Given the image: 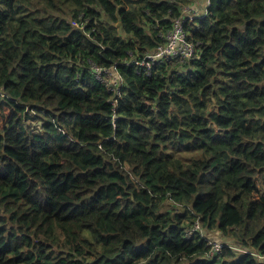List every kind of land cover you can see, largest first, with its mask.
Here are the masks:
<instances>
[{
    "label": "trees",
    "instance_id": "trees-1",
    "mask_svg": "<svg viewBox=\"0 0 264 264\" xmlns=\"http://www.w3.org/2000/svg\"><path fill=\"white\" fill-rule=\"evenodd\" d=\"M194 2L0 0V264H264V0L142 65Z\"/></svg>",
    "mask_w": 264,
    "mask_h": 264
},
{
    "label": "built area",
    "instance_id": "built-area-1",
    "mask_svg": "<svg viewBox=\"0 0 264 264\" xmlns=\"http://www.w3.org/2000/svg\"><path fill=\"white\" fill-rule=\"evenodd\" d=\"M189 13L182 18H177L172 30L167 34L166 41L160 45L154 52L148 53L142 61V65H146L148 68L151 67L155 60L160 59L163 56H173V57H182L193 53L194 44L187 39L186 32L184 30V21L190 17L192 19L196 15H201L197 13L192 15L194 12L193 9L188 10ZM98 69V68H97ZM101 73L98 71V76L101 78ZM199 224L196 225L198 229ZM212 245V252L215 253L217 250L222 248V243L218 241H210Z\"/></svg>",
    "mask_w": 264,
    "mask_h": 264
},
{
    "label": "rangeland",
    "instance_id": "rangeland-1",
    "mask_svg": "<svg viewBox=\"0 0 264 264\" xmlns=\"http://www.w3.org/2000/svg\"><path fill=\"white\" fill-rule=\"evenodd\" d=\"M189 8H193V11L194 12H192L191 14L192 15H196L197 13H201L200 12V5L197 3V4H192V3H190V5H189ZM187 9V8H186ZM199 12H198V11ZM110 77V76H109ZM110 80H114L115 79V77L114 78H112V77H110L109 78ZM218 234H220V233H218ZM218 234H217V232H216V230H213V231H210V232H207V235L211 238V237H217V239L220 241V242H224L225 240H227V241H229V239H230V237L229 236H220V237H218ZM229 237V238H228ZM212 238V239H213ZM215 240V239H214Z\"/></svg>",
    "mask_w": 264,
    "mask_h": 264
},
{
    "label": "crops",
    "instance_id": "crops-1",
    "mask_svg": "<svg viewBox=\"0 0 264 264\" xmlns=\"http://www.w3.org/2000/svg\"><path fill=\"white\" fill-rule=\"evenodd\" d=\"M199 4L200 5V12H205L206 11V6L208 5V0H196V2H194L193 4ZM191 9V8H190ZM193 9V8H192ZM198 11V10H197ZM199 12V11H198ZM219 232L217 231V234ZM219 235V234H218Z\"/></svg>",
    "mask_w": 264,
    "mask_h": 264
},
{
    "label": "bare ground",
    "instance_id": "bare-ground-1",
    "mask_svg": "<svg viewBox=\"0 0 264 264\" xmlns=\"http://www.w3.org/2000/svg\"><path fill=\"white\" fill-rule=\"evenodd\" d=\"M98 205H99V204H98ZM98 205H97V206H98Z\"/></svg>",
    "mask_w": 264,
    "mask_h": 264
},
{
    "label": "clouds",
    "instance_id": "clouds-1",
    "mask_svg": "<svg viewBox=\"0 0 264 264\" xmlns=\"http://www.w3.org/2000/svg\"><path fill=\"white\" fill-rule=\"evenodd\" d=\"M209 237V236H208Z\"/></svg>",
    "mask_w": 264,
    "mask_h": 264
}]
</instances>
